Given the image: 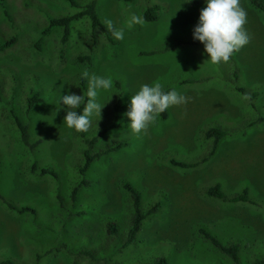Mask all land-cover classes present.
I'll return each mask as SVG.
<instances>
[{"label": "rangeland", "instance_id": "rangeland-1", "mask_svg": "<svg viewBox=\"0 0 264 264\" xmlns=\"http://www.w3.org/2000/svg\"><path fill=\"white\" fill-rule=\"evenodd\" d=\"M96 1L102 22L110 19L124 29L123 40L108 31L116 41L112 44L105 36L107 28L97 27L93 45L89 21L82 17L71 22L65 44L60 43L62 29L56 28L39 50L34 42L48 20L76 8L66 0H6L8 18L0 4V41L16 37L15 44L0 53V193L35 210L19 215L0 200V259L10 258L14 264H90L89 258L75 256L79 248H87L99 258L108 256L93 264L151 263L160 256L167 264H235L198 233L199 227L224 245L237 243L238 264L263 257L264 126L250 123L264 114V16L249 0H240L251 42L229 62L213 64L203 43L193 39L206 0L195 5L186 0ZM154 4L163 6L156 21L132 23L133 15L141 17ZM78 54H91V64L75 63ZM84 70L110 78L112 87L98 91V102L105 104L101 118L94 116L90 129L80 133L63 121L68 109L60 101L70 93L87 96L88 80L84 78V88L79 82ZM190 77L195 82L180 84ZM155 83L191 99L170 107L166 119L158 116L147 133L136 135L125 115L131 96L143 84ZM255 91L259 95L253 97ZM33 92H39L42 101L28 109ZM118 101L120 112L115 109ZM8 102L28 124L30 145L21 140ZM211 125L229 130L212 156L189 169L170 163L201 160L211 145L204 136ZM95 135L91 152L118 140L127 145L93 161L81 174L87 140ZM43 168L55 176L42 173ZM122 179L141 192L143 208L161 202L125 248L121 245L133 208ZM217 182L228 197L247 186L258 205L207 196L205 190ZM109 222L117 225L116 235L108 232ZM36 254L41 257L36 259Z\"/></svg>", "mask_w": 264, "mask_h": 264}, {"label": "trees", "instance_id": "trees-1", "mask_svg": "<svg viewBox=\"0 0 264 264\" xmlns=\"http://www.w3.org/2000/svg\"><path fill=\"white\" fill-rule=\"evenodd\" d=\"M66 1L69 2L71 4V6L76 8V10L70 15H64V16H60V17H51L48 20V24L46 25V27H44L41 30L40 36L34 42V46H36L39 50L42 49V46L44 44V37L46 35H49L56 28L62 29V35L60 37V43L65 44L68 41L69 36H70V24H71V22L82 19V17L83 18L86 17L89 21L91 33H92L91 37L93 39L92 40L93 45L96 44V41H97L96 33H95L96 28L100 27V28L105 29V25L103 24L101 18L99 17V15L97 14V11H96V6H97L96 0H89L83 4L80 3L78 0H66ZM191 3H192V5L198 4L199 0H191ZM191 3H189V4H191ZM249 3L254 9L259 11L264 16V0H249ZM0 4L4 10L5 16L9 18L10 16L8 14V11H7L6 0H0ZM162 7L163 6L161 4H154L152 6H148L142 12L141 17L143 18V20L145 22H154L158 19L159 13H160V10ZM105 36L107 37V39L112 44L116 43L115 39L111 36V34L108 32V30L105 31ZM15 42H16L15 36H11L7 39L1 40L0 41V53L4 52L8 48L12 47L15 44ZM164 50L166 51V48L165 49H159V50L142 51V54L153 55L154 53H158V52L161 53ZM73 61L75 63L89 65L92 62V55L91 54H83V55L78 54L73 59ZM233 76L236 80L238 79L239 74H238L237 70L234 71ZM79 82H80L82 88H84L86 83H85V79L82 78V76L79 77ZM193 82H195V79L190 77V78L182 79L180 81V84H182V83L190 84ZM237 89L240 92L245 93V90L243 87L239 86V87H237ZM163 90L167 92V91L173 90V88L170 86H166V87H163ZM252 95H253V97H256L259 95V92L255 91L252 93ZM85 99H87V96H85ZM41 101H42V99L39 96V92H33V94L27 100V108L31 109L37 103H39ZM8 106H9L10 112L12 114V117L14 119V122H15L18 130H19L21 140L23 141V143L30 145V142H29L30 134H29V130H28V124L23 122L20 119V117L16 114L15 109L10 102H8ZM82 109H83V105H81V107L79 109H77V111L82 112ZM115 109L117 112H120L122 110L120 101L117 102ZM159 117L161 119H166L168 117V111L166 110L164 113L160 114ZM255 123H258V124H261V126H264V114L259 115L250 124L254 125ZM114 125H116V124H111L110 128L114 127ZM228 135H229V130H225L224 128H222L220 126L211 125L209 128H207L204 131V136L206 138L211 139V145H210V148L208 150V153H206V155H204L201 158V160L196 161V162H194V161L186 162V161H182V160L170 159V163L176 167L181 168V169H189L191 167H194L198 164V162H204L207 160V158L212 156L216 152V150L218 149L221 141H223V139H225ZM97 137L98 136L95 135V136H93V138L87 140L89 147L84 152V163L80 168L81 174H84L87 171L88 167L90 166V164L93 161L99 160L103 156L110 154L114 151H118L122 147L127 145V143L125 141L118 140V141L110 142L109 144H107L101 148H98L94 152H91L90 148L96 142ZM42 173H48V174H52L53 176H55V173L51 169H48V168H43ZM82 183L87 185L88 181L83 179ZM120 183H121V187L129 193V195L131 197L132 208H133L131 216H130V220L128 223V229H127L126 235H125L124 240L122 241V245H121L123 248H125V247H128L131 244H133V242L137 238V234L140 231L143 222L146 219H148L151 215H154L158 211L161 202L156 201L154 204L150 205L149 207L143 208L141 205V199H142L141 192L133 185V183H131L130 181L125 180V179H122ZM77 193H78V186L74 187L72 190V199L73 200H75ZM205 194L209 197H214V198H218V199H222V200L227 199L231 202H248V203L255 205V206L258 205L257 201L250 198L249 190H248L247 186H244L241 189V192L239 194L228 197L222 191L221 184L217 182L214 185H212L211 187H208L205 190ZM0 200L3 203V205L6 206L7 210H9L11 212H15L19 215L25 214V213H31V214L35 213V210L33 207H30L27 205L18 206L13 201H11L10 199L3 196L1 193H0ZM107 229H108V232L113 234V235H116L118 233V227L114 222L107 223ZM197 231L205 240H209L210 243L215 245L216 248L220 252L227 255L232 261L235 262V264H238V262H239V258H238L239 246L237 243H233V244L227 246V245L222 244L217 239L216 236L211 235L204 228L199 227L197 229ZM62 245H64L63 247L67 252L73 253L72 249H69L65 243ZM59 249L62 250L61 246L55 247V250L60 251ZM49 250H47L46 252H49ZM52 251L53 250H50V252H52ZM75 256L77 257V259H82L85 257L89 258V260H91L92 262H97L100 259H103V260L108 259V256H102L99 258L96 255V253H94L93 250H90L87 248H79L75 252ZM40 257H41V255L36 254V259H39ZM92 262L90 264H93ZM14 263H15V261L10 259V258L0 259V264H14ZM71 264H75V261H73ZM103 264H108V262H104ZM112 264H120V263L113 262ZM139 264H167V259L164 256H160V257H157L156 259H154L153 262H151V263L142 262ZM251 264H264V256L259 257V258H255Z\"/></svg>", "mask_w": 264, "mask_h": 264}, {"label": "clouds", "instance_id": "clouds-1", "mask_svg": "<svg viewBox=\"0 0 264 264\" xmlns=\"http://www.w3.org/2000/svg\"><path fill=\"white\" fill-rule=\"evenodd\" d=\"M207 6L200 10L199 21L193 29V39L204 45L213 64L227 63L230 58L251 42L247 32V11L240 0H206ZM191 3V0H186ZM132 23L143 26L142 17L133 15ZM105 27L115 39H124V29H117L112 20H105ZM82 78L88 80L87 99L84 95L70 93L62 95L63 106L68 109L63 121L69 129L76 132H87L94 116L101 118V110L105 105L98 102V91L112 87L110 78H104L84 70ZM191 98L178 93L175 89L164 91L160 83L143 84L140 90L131 96L129 110L125 113L130 118L132 133H147L149 126L156 118L172 106L187 104ZM83 105L82 112H78Z\"/></svg>", "mask_w": 264, "mask_h": 264}]
</instances>
